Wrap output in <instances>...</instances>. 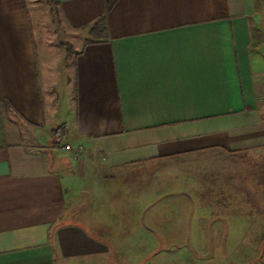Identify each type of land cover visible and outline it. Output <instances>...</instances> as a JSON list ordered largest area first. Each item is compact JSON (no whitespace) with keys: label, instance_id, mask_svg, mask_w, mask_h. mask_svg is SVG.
<instances>
[{"label":"crops","instance_id":"crops-1","mask_svg":"<svg viewBox=\"0 0 264 264\" xmlns=\"http://www.w3.org/2000/svg\"><path fill=\"white\" fill-rule=\"evenodd\" d=\"M55 1L0 0V264H255L264 0Z\"/></svg>","mask_w":264,"mask_h":264},{"label":"rangeland","instance_id":"rangeland-1","mask_svg":"<svg viewBox=\"0 0 264 264\" xmlns=\"http://www.w3.org/2000/svg\"><path fill=\"white\" fill-rule=\"evenodd\" d=\"M33 1L38 13V22L41 26L39 34L47 37L49 41H56L57 43L62 40L65 41L67 37L63 34L64 28L57 12V2L55 0ZM258 221L257 219V226ZM261 221L264 222V218H261ZM236 238L239 243V251L233 252L230 257L231 261L246 262L252 255L255 257V264H264V226L262 228L260 226L256 227L253 234L237 235ZM248 247L251 250L250 252H247Z\"/></svg>","mask_w":264,"mask_h":264},{"label":"trees","instance_id":"trees-1","mask_svg":"<svg viewBox=\"0 0 264 264\" xmlns=\"http://www.w3.org/2000/svg\"><path fill=\"white\" fill-rule=\"evenodd\" d=\"M116 1L117 0H109V1H107V3H106V12H105V14L101 18H99V20L94 25L93 29L91 30L93 33H95L96 31H99L100 32V30H102V31L105 30V27H106L105 22H106V19H107V13L110 11V9L112 8V6L114 5V3ZM66 45H67L68 55L72 54V52H73L72 45L70 43H67ZM53 134L55 136L56 135L58 136V134H60V136L57 139L56 138H53V140H55L56 143H61V141L66 136L65 126L59 127L58 129H54L53 130Z\"/></svg>","mask_w":264,"mask_h":264},{"label":"built area","instance_id":"built-area-1","mask_svg":"<svg viewBox=\"0 0 264 264\" xmlns=\"http://www.w3.org/2000/svg\"><path fill=\"white\" fill-rule=\"evenodd\" d=\"M65 149L72 150L75 155H80L83 152V146L82 145H77V146H72L70 144H65L64 145Z\"/></svg>","mask_w":264,"mask_h":264}]
</instances>
